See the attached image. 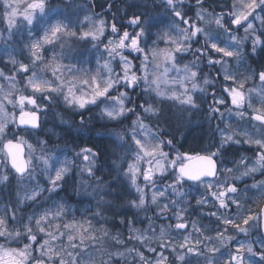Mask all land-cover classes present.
<instances>
[{"label":"snow or ice","instance_id":"1","mask_svg":"<svg viewBox=\"0 0 264 264\" xmlns=\"http://www.w3.org/2000/svg\"><path fill=\"white\" fill-rule=\"evenodd\" d=\"M5 8L11 7V12L5 11L4 16L7 19L9 26L8 35L0 32V46L3 51L0 56L6 57L7 63L13 66V73L6 74L5 70H0V78L9 81V89H14L15 85L12 81L16 76L26 78L27 83L35 92L52 91L51 85L48 81L40 79L34 71V66L41 62H46L45 67L56 76L57 73L62 72L63 64L56 60V55H63L66 46H69V38H74L79 42L89 44L96 49L98 56L104 58V53L107 58L104 59L103 72L107 74L103 86L97 77L93 76L91 81V93L87 95H78L74 91V86L69 85L66 92V98L69 103L75 102L80 107L86 103L95 102L98 97L110 96L109 89L113 87L117 81L112 79V61L119 58V67L121 69L120 79L125 81L128 87L136 84L138 79L137 69L134 68L132 60L129 55H125V49L129 53L135 52L140 54L139 70L143 72V80L153 86V90L158 96H171L181 101L183 105L189 106L191 109H196L197 105L193 99V92H206V89L198 83L199 76L197 71V63L185 62L181 65L179 62L181 57L178 54L187 53L192 50V44L199 45L201 40L204 41L203 47H197L194 56L206 59L208 63L221 64L226 58H233L237 56L238 49L243 41L238 36H233L232 40L221 46L217 42L214 33L209 31L204 25H216V30L224 31L231 30L232 26L241 28L251 18V15L258 7H264V0H233L229 9L225 12L223 6L220 12H209L204 7L205 0H195L196 12L195 19L201 24L193 22L187 17L185 8L183 7L185 0H158L162 3L165 9L170 10V14L166 22L160 21L153 14L143 12L141 9L140 15H133L129 19V23L134 26L133 31L129 32L127 29L120 31L116 23L110 25L111 33L114 35L108 36L105 43L102 37L106 35V29L109 25L103 18L93 19L94 16H99V13L91 12L84 15L83 19L79 16L81 5L76 3V0H69L63 5H52L49 0H29L23 15L28 27V37L33 36V29H42V33L35 39L22 41L16 44L13 41V27L14 17L17 16V8L12 7L10 0H3ZM145 7H154L148 4L145 0ZM95 7V5H93ZM57 8H62V12H58L56 16H51ZM70 15L76 17L75 23L70 20ZM212 19L209 20L208 17ZM87 23V27L84 25ZM75 24H79L80 28L77 31ZM159 25V27H157ZM186 25V27L184 26ZM70 26L73 30L70 31ZM156 27V39L151 41L152 46L146 45V41L142 38L146 37ZM238 28H236L238 30ZM252 25H248L245 29L248 32ZM138 29V30H136ZM19 30V29H18ZM248 37L245 36L244 39ZM59 44V49H55V45ZM163 47H160V44ZM257 45H264V37H258L253 34L252 48L255 50ZM47 46L54 48L52 56H46ZM101 48L103 50H101ZM14 52L26 53L25 59H20ZM200 53V55H197ZM212 53L218 54L219 58H214ZM149 65L155 66L160 71H151ZM175 71L178 74V79H170V72ZM28 73H32L31 76ZM223 80L230 81L228 87L223 91L227 93L230 98V110L233 107L236 109L237 116H249V112L245 109H250V119L253 122L256 135L251 134L247 130L237 132L236 128L229 122L225 121L224 126L221 127V139L215 151H183L177 152L174 158L169 161V166L174 167L175 176L172 178L173 200L169 203L163 204L159 208L161 216L167 215L172 210V216L175 219L174 224H161L159 233L153 229L152 236L147 235L148 228H151L154 221L148 218V227L144 229L137 228L133 225V220L127 216H120V224L128 225V232L130 239L139 241L148 249L149 252L154 253L158 259L155 264H168L169 257L163 252H156V249L146 244L148 239L155 238L158 240L162 248H170L175 254V261L177 264H192V260H196V264H200L203 259V264H264V237L257 235L255 243L259 244V248L255 247L254 242L250 239L253 229H264V178H253L250 185H246L241 196V189L235 183L243 182V178L254 177L257 172L261 177H264V69L258 73H253V79L260 81L255 88L249 89L246 93L245 81L237 80L236 77L228 71L227 68L223 70ZM56 79H60L56 76ZM63 83V81H61ZM83 84H88V80L82 81ZM205 84L207 81L204 82ZM179 85L182 89L180 93L175 91L168 93L166 91L169 85ZM191 85V88L188 85ZM3 87L0 85V93ZM123 95V94H122ZM7 99V97H5ZM117 103L121 105L123 110V100L116 98ZM17 100L22 106L37 105L34 96H19ZM214 103L208 108V112L212 115L219 113V118L224 120V114L217 105H225L224 97L217 98L215 91H213ZM151 111V109H146ZM109 116L118 115L119 113L109 112ZM215 116V115H214ZM3 118L2 106H0V119ZM21 126L37 127L39 125V113L37 110H22L19 117L13 116ZM134 142L138 148L139 153L144 156H155L159 151V145H150L143 143L140 139L133 137ZM251 144L259 148V152L255 155L253 162L249 163L246 155L242 154L235 159L232 167H221L216 159L217 152H220L225 145L230 144ZM5 149L8 152L10 161L17 172L23 173L27 168V161L23 158V148L19 142L8 141L5 144ZM94 150L85 145L81 148L84 159L89 158L88 154ZM162 156H167L168 153H160ZM137 161L141 159L140 155L136 157ZM163 168L156 169L162 171ZM129 173L132 177L133 184L136 183V177L139 172L135 164H129ZM145 179H150L153 176L152 167L144 170ZM223 176L224 179L218 180V176ZM61 178V172L57 171L49 180L50 185L55 187L58 180ZM205 178H211L206 180ZM183 184H199L205 189V194L195 198L196 205L207 204L206 196L210 194L216 204L217 211L208 213L209 216L215 217L219 222L216 226L213 236L205 235V231H211L212 226H199L196 219L189 221L187 216L188 207L191 201L186 199V193L181 191ZM252 190V196L249 197L248 190ZM163 193L153 194L152 202L158 203V197ZM36 196L33 193L32 199ZM251 199L259 207L258 212H254L251 207L247 212L244 211V203ZM135 207H142L145 204V196L141 192L139 205L135 201L131 202ZM230 205H235V212H225L222 210L228 209ZM3 214H0V237H12L13 241L20 242L25 239L28 243H23V247L11 248L0 245V264H84L80 260L78 254L74 251H68L69 248L76 249L79 241V246L84 247L86 240L97 239L95 232L90 229L93 227L90 220L81 217L77 219L73 217L70 221L61 225L60 218L66 215L67 206L59 203L55 210L46 208L43 211L33 215H27L26 219L22 216L18 217L19 202L13 206L8 203L3 206ZM174 209V210H173ZM99 209L97 213L99 214ZM11 214V219L16 223L13 230L9 229L8 216ZM94 214V215H95ZM189 224L191 231L196 232L203 239L197 238L194 242L192 240L191 231H189ZM224 227L221 228L220 225ZM63 229V231H61ZM183 232L182 240L169 239L172 230ZM229 229L237 233H244L247 240L239 241L235 250H232L229 241L235 242V236L230 235ZM67 232V240L58 247L54 244L60 237L65 236ZM107 232V230H105ZM59 233V235H57ZM38 234H43L44 239L40 240ZM103 235V234H102ZM120 232L117 230L112 239L118 243H123L120 239ZM35 243H31V242ZM167 241V242H166ZM208 241L209 243H204ZM215 241V243H212ZM203 245V247H201ZM228 247L227 259H224L221 254V248ZM180 249V251H177ZM129 252H136L143 264H148L145 260V255L138 248L132 247L127 249ZM35 253V254H34ZM112 255L121 256V252L113 253ZM89 264H95L94 259ZM107 264V262H104Z\"/></svg>","mask_w":264,"mask_h":264},{"label":"clouds","instance_id":"2","mask_svg":"<svg viewBox=\"0 0 264 264\" xmlns=\"http://www.w3.org/2000/svg\"><path fill=\"white\" fill-rule=\"evenodd\" d=\"M218 2L223 6L229 2L231 4L233 0ZM208 19L211 20L212 17L209 16ZM70 20L75 23L76 17L70 15ZM249 24L252 28L246 32ZM78 25L75 24V27ZM204 27L214 33L221 46L230 42L233 36H238L243 43L236 57L226 58L221 64L208 63L206 53L204 58L194 56L196 48L203 47V40L197 47L192 44V50L187 52L191 53L192 58L183 63H197L195 70L199 76L198 83L206 89V92H193L196 109L183 105L180 100L170 95L158 96L150 82L145 83L143 72L139 69L137 75L140 78L134 86L128 87L125 81L120 79L121 69L114 63L116 59L112 61V79L117 83L109 89L110 96L98 97L95 102L86 103L83 107L75 102L69 103L66 92L70 84L74 86L76 94L87 95L91 93L93 76L100 80L102 86L107 78V74L103 72L107 54L100 58L96 49L74 38H69V46L65 47L63 55L54 57L64 66L62 72L56 74L60 77L59 80L45 67L46 62L34 66L38 77L48 81L52 91L35 92L26 78L18 79V76L12 81L14 89H9V81L3 79V82H0L4 90L0 93L3 112V118L0 119V204L4 206L10 202H19L20 210L17 216L20 217L23 209L28 210L27 215H35L46 208L55 210L59 203H63L67 209L66 215L60 218L61 225L73 217H83L92 222L93 227L90 230L95 232L97 239L86 240L84 247H80L78 243L76 249H68L78 254L84 264H89L93 259L95 264H118V261L119 264H143L136 252L127 250L131 247L125 246L118 229L123 243L112 239L117 231L113 233L109 223L129 213L137 217L147 215L154 207L156 213L147 215V219L150 217L153 220V215H160L159 208L163 204L169 203L171 207L170 202L174 198L172 178L176 173L168 162L177 152H183L182 148L186 151L211 152L215 151L220 143L221 127H213V121L217 117L208 111L205 113L202 108L209 91L221 86L216 73L223 75V70L227 68L238 81H245L244 91L247 93L260 83L258 79H253L252 74L264 69V45H257L255 50L252 48L253 34L264 37V7L253 11L251 18L241 27L242 31L236 28L218 31L214 23ZM71 30L73 29L70 26ZM245 36L248 38L244 39ZM149 68L153 72L162 70L153 65H149ZM11 71L13 73V68ZM28 75L31 76L32 73ZM173 78L178 79L170 77ZM84 80L89 83L83 84ZM177 85H169L166 91L180 93L182 89ZM188 87L191 88V85ZM196 93L202 95L198 98ZM19 96H34L37 105L22 106L17 100ZM116 98L123 100V110ZM22 107L23 110L38 111L37 127L21 126L17 119H13V116L19 117ZM109 112L119 114L109 116ZM225 113H233V109L225 106L223 114ZM234 115L242 122L243 130L257 134L253 125L251 128L247 126L244 116H237L235 113ZM204 121H207V127L201 128L198 134H193V126L199 127ZM134 136L145 144L159 145L157 154L144 156L139 153ZM10 140L19 142L23 148L22 155L27 161V168L23 173L17 172L13 167L4 147ZM85 145L94 150L88 154L87 160L81 152ZM234 145H225L217 152L216 159L222 168L227 167L229 163L233 166L237 159L236 153L240 152V149ZM160 153L168 155L165 157ZM242 154L240 152V156ZM137 155L141 156L139 161L136 159ZM130 163L139 169L135 184L128 171ZM150 166L153 176L145 179L144 170ZM160 168L163 170L156 171ZM57 171L61 172V178L53 187L49 180ZM223 179V176H218V180ZM195 186L196 184L181 186V191L187 194L186 199H189V194ZM141 192L145 196V204L135 207L131 202L135 201L136 205H139ZM33 193H36V196L29 199ZM158 193L163 195L158 197V203L154 204L151 197ZM97 209L100 210L99 214H95ZM76 213L80 215L77 217ZM69 216L71 219H68ZM67 234L65 232V237ZM9 241H13V238L6 236L0 245L8 247ZM154 242L158 243V240L152 238L145 241L150 246ZM57 246L60 247L61 244ZM117 246H121L123 250ZM116 252H121L122 257L112 255ZM157 259L158 257H145L148 264H155ZM168 264H171V261H168Z\"/></svg>","mask_w":264,"mask_h":264},{"label":"trees","instance_id":"3","mask_svg":"<svg viewBox=\"0 0 264 264\" xmlns=\"http://www.w3.org/2000/svg\"><path fill=\"white\" fill-rule=\"evenodd\" d=\"M52 5H63L65 3H68L69 0H57L56 3H52L53 0L50 1ZM192 2H195V0H185V3L183 5V7L185 8L187 17L190 18L193 22L196 21L195 23L198 24V21L195 19V12H196V5L192 4ZM76 3L81 5L80 11H79V16L81 19H83L84 15H86L89 11L94 12V13H99V16H94L93 19H100L103 18L106 23L109 25V27L106 29V35L104 37H102V39L105 41L107 40L109 34L108 31L110 29V25L112 23H116L119 27L120 30H122L124 28V26H130L129 23V19L131 16L135 15H140L141 14V9L143 10V12L148 13V14H153L157 19H159L160 21H164L166 22L168 19V16L170 14V10L165 9L164 5L162 3H159L158 0H148V4L152 5L153 3H155L154 7H145L144 3L145 0H76ZM93 5H95V7H93ZM107 6H109L107 8ZM204 7L207 8L209 11L215 10L219 11L222 10V5L221 3L218 2V0H205L204 3ZM230 7V2L227 5H223L224 9H227ZM63 9L62 8H57V11H55V13L57 14L58 12H62ZM87 12V13H86ZM52 15V16H56ZM89 14V13H88ZM86 25V23H85ZM84 25V27H85ZM159 27V25L157 26ZM80 26H77V31H79ZM157 31V28L154 27L152 28L151 32L144 38L146 41V45L144 46H152L151 45V41L156 39L155 36V32ZM83 43V42H81ZM58 46H56V50L59 49V44H57ZM143 46V45H142ZM197 44H193V47H197ZM160 47H163V44H160ZM181 57V60L179 61L180 63H183L185 60H190L192 58L191 53L184 54H178ZM197 55H200V53H197ZM215 58V57H214ZM134 64L137 62V60L133 61ZM198 98L202 95L200 93H196L195 94ZM209 96L207 95L206 98L204 99L203 103H202V108L204 110V112L206 113L207 110L205 108V106L210 104V100H209ZM206 100L208 101L206 103ZM251 120V119H250ZM221 122H223L221 119L218 121H213V127H215L216 125L222 124ZM249 125V124H248ZM207 127V121H204L202 125H200L199 127L197 126H193L191 132L193 134H198L201 128H206ZM88 146V145H87ZM243 147L246 148V145L242 144ZM242 146H236V148L240 149V152L244 153L245 152V148L243 149ZM235 147V146H234ZM181 151H186L184 148L181 149ZM240 152L236 153V158L240 156ZM221 166V165H220ZM232 166L231 163H229L227 165V167ZM261 179L260 177H256L255 179ZM253 178L252 177H247V178H243V182H238L236 181L235 183L237 184V186L243 191L245 189L246 185H250L252 183ZM249 192V197L252 196V190H248ZM205 194V190H203L199 184H196V186L193 189V192L189 194V200L191 201V205L190 207H188V211H187V216L189 221H191L192 219H196L199 222V226L203 227L204 225H211L212 226V230L211 231H205V235L208 236H213L215 233V229L217 224L219 223L215 217L209 216L208 213L210 212H214L217 211L218 205L216 204L214 198L208 194L206 196V199L208 201L207 204L204 205H196L195 203V198L201 195ZM244 204H251V208H253L254 205V209H256V211H259V207L256 203L253 204V201L251 199H248L246 201H243ZM233 211H227V212H235V209H232ZM25 211H27V209H23L21 211V214H24ZM156 209L153 207L151 212L148 213L147 215H152L154 213H156ZM224 211V210H222ZM245 213L247 212V209H244ZM226 212V211H225ZM147 215L144 216H133L131 213H129L128 215H126L127 217L132 218L133 220V225L135 227H138L140 229H144L148 227V219H147ZM153 225L151 228H148V232L146 233L147 235H152L153 233V229L155 230V232L158 234L157 231H159L160 225L164 224H174V217L172 216V210H170V212L167 215L161 216V215H153ZM113 233H115L117 231V229L121 232L122 234V239H124L125 241V246H128L133 240L130 239V234L126 233L128 230V225L127 224H120L119 219H115V221L113 223H109L108 225ZM221 228H223L224 226L221 224L220 225ZM189 228H190V224H189ZM175 231V232H173ZM172 233L175 235H180V233L182 232H177V230L173 229ZM194 232V231H192ZM195 233V232H194ZM234 233V230L229 229V233L230 235H232ZM196 234V233H195ZM257 235H259L260 237H263L262 232H261V228H256L251 232V237L250 239L254 242L255 247H257V249L259 248V244L255 243L256 241V237ZM197 238L199 239H203V237H200L198 234H196ZM195 235H193V237H196ZM235 238H240V237H244L245 239L242 240H247L249 239V237H246L244 233L240 234V236H236V234L234 235ZM253 236V238H252ZM181 237H179L177 239V241L180 240ZM241 239V238H240ZM194 240V239H193ZM195 241V240H194ZM208 242V241H207ZM136 243V242H133ZM132 243V245H133ZM209 243V242H208ZM212 243H215V241H213ZM232 249L234 248V243L232 241L228 242ZM142 245V244H141ZM141 249H144V251H146V248L141 246ZM152 246L156 247L155 249H159L162 248L159 243L154 242L152 244ZM117 247H121V246H117ZM134 247V246H133ZM226 250L228 251V247H225ZM167 249V248H165ZM121 250H123V248L121 247ZM192 264H196V260L193 259L192 260ZM200 264H203V259L200 260Z\"/></svg>","mask_w":264,"mask_h":264},{"label":"rangeland","instance_id":"4","mask_svg":"<svg viewBox=\"0 0 264 264\" xmlns=\"http://www.w3.org/2000/svg\"><path fill=\"white\" fill-rule=\"evenodd\" d=\"M50 1L51 0H49V2ZM27 2H29V0H10V3L12 5V7H16L17 8V12H18L17 16L13 18L14 19L13 41L16 44H20L21 47H22V41H27L29 39H35V38L38 37V35H40L42 33V29H33V36L32 37H28L27 32H28V27L29 26L27 25L26 21H24L23 15L21 14V13H23L24 9L26 8ZM56 2H57V0H53L52 3H56ZM228 9L229 8L224 9L225 12H227ZM5 11H8L10 13L11 12V7H9V8L6 9L5 6H4L3 0H0V32L4 33V35L7 36L8 35V31H9V26H8V23H7V19L4 16ZM55 11H57V9ZM55 11L52 12V13H50V15L51 16L52 15H55L56 14ZM194 22H196V21H194ZM198 24H201V22L198 21ZM87 26L88 25L86 23L85 28ZM184 26L186 27V25H184ZM201 26H203V25L201 24ZM133 27L134 26H132L130 24V26H124V28L122 30H120V31L122 32L123 30L127 29L129 32H132L133 31ZM232 27L233 28H238V26H232ZM136 30H138V29H136ZM238 30L239 31H242V28H238ZM108 34H109V36L114 35L113 33H111V28L109 29ZM104 42L106 43L107 40H105ZM57 44L55 45V49H56V46H58ZM53 50H54V48L52 46H47V51H46L45 55L46 56H51ZM101 50H103V49L101 48ZM2 51H3V48H2V46H0V52H2ZM14 54L17 55L18 58H20V59H25V62H26V53L21 54L20 52H14ZM104 54L106 55V53H104ZM184 54H187L188 55V53H184ZM125 55H129V59L132 60V63L134 65V68L138 69L139 68V65H140V54L135 53V52L129 53V50L128 49H125ZM212 55L215 58H219L218 54L212 53ZM134 60H137V62L135 64L133 62ZM118 61H119V58L117 57L116 60L114 61V63L117 66H119ZM0 68L4 69L5 72H6V74H8V75H11L12 74L11 69L13 68V66L11 64H8L7 63L6 57L0 56ZM169 75H170V77H178V74L175 71L170 72ZM216 76H217V79L221 82V86L209 91V93L207 95L210 97L209 98L210 104L208 106L206 105L205 108L208 111V108L210 107V105H212L214 103V101H213V91H215V94H216V97L217 98H220V97H224L225 98V101H226L225 105H217V107H220L221 112H223L225 106H231V104H230V98H228L227 97V93H225L223 91V89L225 87H228L231 82L230 81H224L223 80V76L221 74H219V72L216 73ZM19 78H21V77L18 76V79ZM0 82H3V78H0ZM177 87H179V86L177 85ZM207 102L208 101L206 100V103ZM245 110L249 112V116H246L245 117V121L247 122V126L249 128H251V126L253 125V122L250 120L251 110L250 109H245ZM235 111H236V109L233 107V113H225L224 114V120H222L223 122H221L222 124H220V127H223L225 121H227V122L231 123L236 128L237 132L243 130L242 122L239 121V120H237V118L234 115ZM214 115L217 117V119L214 120V121H218L219 122V120H220L219 113L214 114ZM241 144H244V145H246L248 147L253 146L251 144H246V143H241ZM255 147L258 148L257 146H255ZM251 150H249V152L245 154L249 158V160H248L249 163L252 162V161L250 162V151ZM230 167H232V166H230ZM221 177H222V175H221ZM254 177H252V178H254ZM261 178H264V177H261ZM257 180H259V178ZM200 187L203 190H205L202 186H200ZM10 203L13 206H15V203L14 202H10ZM252 210L254 212H257L256 209H254V205H253V209ZM3 211H4V207H3L2 204H0V212L3 213ZM27 212H28V210L25 211L24 214H21V216L24 217L25 219L27 217ZM76 215L78 217L80 214L79 213H76ZM68 219H71V216H69ZM8 221H9V229L10 230H12L13 227H16V223L14 221H12V219H11V214H9V216H8ZM174 223H175V221H174ZM61 231H63V229H61ZM172 231L170 233L169 239H175V240H177L179 237H181L180 240H182L183 232H181L180 235H175V234L172 233ZM189 231H191V228H189ZM157 232L159 233V231H157ZM173 232H175V231H173ZM126 233H129L128 230H127ZM195 233L191 231L192 240L193 239L194 240L197 239V236H196L197 233L196 234ZM235 234H236V236H240V234H242V233H237V232L234 231V233L232 235H235ZM57 235H59V233H57ZM193 235H195L196 237L194 238ZM38 236H39L40 240H43L44 239L43 234H38ZM240 238H235V242H233L234 243V248L232 249L233 251L235 250V247L238 245L239 241H241L242 239H245L244 237H240ZM252 238H253V236H252ZM5 239H6V237H0V242H4ZM66 240H67V237L64 236V237H60L57 241H54L53 243L56 244V245L63 244V243L66 242ZM194 240H193V242H194ZM28 242L29 241H27V239L23 240L22 242L9 241L8 242V247H11V248L23 247V243H28ZM133 242H136V243H133ZM31 243H35V242L33 241ZM76 243L78 244L79 241L77 240ZM132 243H133V245H132ZM204 243H208V242L205 241ZM140 245L141 244L138 241L133 240L127 247H131L132 248L134 246L135 248H138L141 252L144 253L145 257H149V258H155L156 257V255L154 253L149 252L148 249L143 244L141 246L145 247L146 248V251H144V249H141L140 248ZM151 247L154 248V249L156 248V247H154L152 245H151ZM201 247H203V245H201ZM177 251H180V249H177ZM156 252L157 253L163 252L164 255H166V256L169 257V261H171V264H177V262L175 261V256L172 253V251H171L170 248H167V249H165V248H159V249H156ZM221 254L223 255L224 259H227L228 251L226 250L225 247L221 248ZM118 264H119V261H118Z\"/></svg>","mask_w":264,"mask_h":264},{"label":"flooded vegetation","instance_id":"5","mask_svg":"<svg viewBox=\"0 0 264 264\" xmlns=\"http://www.w3.org/2000/svg\"><path fill=\"white\" fill-rule=\"evenodd\" d=\"M195 2H192V4H194ZM194 5H196V4H194ZM221 10H219V11H216V12H220ZM235 147L237 146H242V144H235L234 145ZM243 147V146H242ZM251 147V148H250ZM250 147H248V146H246V148L245 147H243V149L245 148V152L243 153L244 155L246 154V153H248L249 152V150H251L250 151V162L252 161H254L253 159L255 158V155L260 151L258 148H256L254 145L253 146H250ZM240 157V156H239ZM239 157H237V158H239ZM254 178H256V177H260L261 178V175H260V173L259 172H257L256 174H254ZM242 193H241V196H243V191H241ZM251 206V204H244V209H247L248 210V208ZM232 209H235V205H230V207L228 208V209H225L224 211H233ZM253 209V208H252Z\"/></svg>","mask_w":264,"mask_h":264},{"label":"water","instance_id":"6","mask_svg":"<svg viewBox=\"0 0 264 264\" xmlns=\"http://www.w3.org/2000/svg\"><path fill=\"white\" fill-rule=\"evenodd\" d=\"M205 179H211V178H205ZM263 237H264V229H262Z\"/></svg>","mask_w":264,"mask_h":264}]
</instances>
